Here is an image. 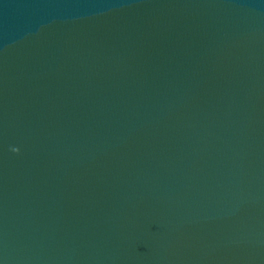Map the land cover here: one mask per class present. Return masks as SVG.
Returning <instances> with one entry per match:
<instances>
[{"label":"water","instance_id":"water-1","mask_svg":"<svg viewBox=\"0 0 264 264\" xmlns=\"http://www.w3.org/2000/svg\"><path fill=\"white\" fill-rule=\"evenodd\" d=\"M0 264H264V0H0Z\"/></svg>","mask_w":264,"mask_h":264},{"label":"clouds","instance_id":"clouds-1","mask_svg":"<svg viewBox=\"0 0 264 264\" xmlns=\"http://www.w3.org/2000/svg\"><path fill=\"white\" fill-rule=\"evenodd\" d=\"M12 150H13L14 152H17V153L19 152V149H18V148H13Z\"/></svg>","mask_w":264,"mask_h":264}]
</instances>
